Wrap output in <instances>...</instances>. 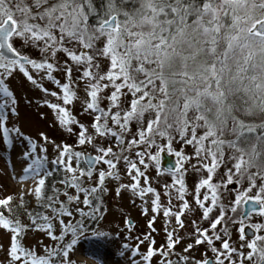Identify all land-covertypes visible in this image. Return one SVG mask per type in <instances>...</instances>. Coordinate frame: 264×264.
Instances as JSON below:
<instances>
[{"label": "snow or ice", "instance_id": "obj_1", "mask_svg": "<svg viewBox=\"0 0 264 264\" xmlns=\"http://www.w3.org/2000/svg\"><path fill=\"white\" fill-rule=\"evenodd\" d=\"M0 152V264H264V0H0Z\"/></svg>", "mask_w": 264, "mask_h": 264}, {"label": "rangeland", "instance_id": "obj_2", "mask_svg": "<svg viewBox=\"0 0 264 264\" xmlns=\"http://www.w3.org/2000/svg\"><path fill=\"white\" fill-rule=\"evenodd\" d=\"M44 130L49 131L47 124L43 121L35 122L30 130L33 133L35 131ZM50 135H55V133L49 132ZM166 152V151H165ZM167 153V152H166ZM0 156L7 157L6 153L0 152ZM4 164L0 161V173L3 172ZM151 174H155V168L152 169ZM4 182V178L0 177V183ZM106 206L109 209L108 214L105 219L96 227L103 231L112 232L115 236V229L117 224H122L121 217L123 215H129L137 224L138 231L146 230V218H143L139 214L137 208L132 207L127 197L125 196L122 200L115 198L114 194H110L106 199ZM160 227L159 222L156 225ZM159 243V238H158ZM119 240H93V241H83L82 246L78 247L75 251L74 260L76 264H96V261L90 256L85 255V250L95 253L99 260L102 261V264H126V259L121 257L118 253L119 249Z\"/></svg>", "mask_w": 264, "mask_h": 264}, {"label": "water", "instance_id": "obj_3", "mask_svg": "<svg viewBox=\"0 0 264 264\" xmlns=\"http://www.w3.org/2000/svg\"><path fill=\"white\" fill-rule=\"evenodd\" d=\"M174 157L171 156L170 154L166 153L165 151L161 153V168L166 169L169 165L174 166Z\"/></svg>", "mask_w": 264, "mask_h": 264}]
</instances>
